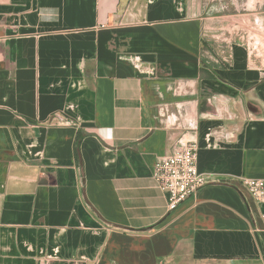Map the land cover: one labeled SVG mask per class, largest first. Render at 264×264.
<instances>
[{
    "label": "crops",
    "instance_id": "crops-1",
    "mask_svg": "<svg viewBox=\"0 0 264 264\" xmlns=\"http://www.w3.org/2000/svg\"><path fill=\"white\" fill-rule=\"evenodd\" d=\"M180 139L207 184L168 212L152 172ZM245 179L264 0H0V264H264Z\"/></svg>",
    "mask_w": 264,
    "mask_h": 264
},
{
    "label": "built area",
    "instance_id": "built-area-1",
    "mask_svg": "<svg viewBox=\"0 0 264 264\" xmlns=\"http://www.w3.org/2000/svg\"><path fill=\"white\" fill-rule=\"evenodd\" d=\"M197 151L196 142L180 139L153 166L152 179L166 198L168 212L194 197L207 184L206 177L196 168ZM243 185L257 202L264 200V181L245 179ZM261 219L264 222V215Z\"/></svg>",
    "mask_w": 264,
    "mask_h": 264
},
{
    "label": "trees",
    "instance_id": "trees-1",
    "mask_svg": "<svg viewBox=\"0 0 264 264\" xmlns=\"http://www.w3.org/2000/svg\"><path fill=\"white\" fill-rule=\"evenodd\" d=\"M78 145H79V138H76L75 145H74V154L76 156V161L78 159Z\"/></svg>",
    "mask_w": 264,
    "mask_h": 264
}]
</instances>
